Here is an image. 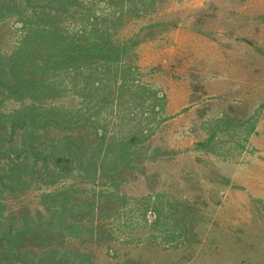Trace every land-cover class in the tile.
Listing matches in <instances>:
<instances>
[{
    "label": "trees",
    "instance_id": "1",
    "mask_svg": "<svg viewBox=\"0 0 264 264\" xmlns=\"http://www.w3.org/2000/svg\"><path fill=\"white\" fill-rule=\"evenodd\" d=\"M162 1L0 0V21L20 24L12 49L0 51V264H95L86 244L105 241L104 220L140 202L144 226L189 241L193 210L161 192L124 189L146 160L168 152L149 147L166 101L136 63L138 45L163 23L121 31ZM9 101L17 105L4 109ZM257 116L221 117L198 145L222 143L239 126L247 135ZM28 190L39 192V207L9 210L5 201Z\"/></svg>",
    "mask_w": 264,
    "mask_h": 264
},
{
    "label": "rangeland",
    "instance_id": "2",
    "mask_svg": "<svg viewBox=\"0 0 264 264\" xmlns=\"http://www.w3.org/2000/svg\"><path fill=\"white\" fill-rule=\"evenodd\" d=\"M155 21L163 24L138 45L136 63L166 101L167 119L149 147L168 152L146 160L124 189L132 197L161 192L193 210L185 224L191 235L182 244L165 241L161 228L144 226L140 202L115 221L105 219L106 240L92 239L87 249L95 264H264V0H163L121 31L129 36ZM19 27L11 18L0 21L1 52L12 49ZM254 110L252 132L238 125L221 145H198L211 122H240ZM37 194L28 190L5 203L34 210Z\"/></svg>",
    "mask_w": 264,
    "mask_h": 264
}]
</instances>
